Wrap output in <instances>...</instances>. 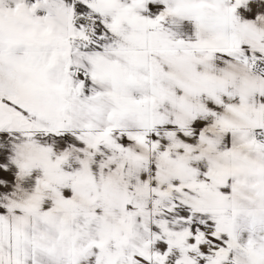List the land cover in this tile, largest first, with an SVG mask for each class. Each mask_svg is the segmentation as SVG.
<instances>
[{"label": "snow or ice", "instance_id": "snow-or-ice-1", "mask_svg": "<svg viewBox=\"0 0 264 264\" xmlns=\"http://www.w3.org/2000/svg\"><path fill=\"white\" fill-rule=\"evenodd\" d=\"M0 264H264V0H0Z\"/></svg>", "mask_w": 264, "mask_h": 264}]
</instances>
